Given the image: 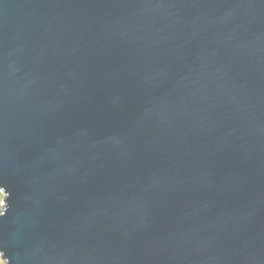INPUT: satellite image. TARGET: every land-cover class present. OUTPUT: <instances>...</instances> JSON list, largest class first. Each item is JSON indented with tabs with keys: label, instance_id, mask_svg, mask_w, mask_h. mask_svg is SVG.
Wrapping results in <instances>:
<instances>
[{
	"label": "water",
	"instance_id": "water-1",
	"mask_svg": "<svg viewBox=\"0 0 264 264\" xmlns=\"http://www.w3.org/2000/svg\"><path fill=\"white\" fill-rule=\"evenodd\" d=\"M3 264H264V0H0Z\"/></svg>",
	"mask_w": 264,
	"mask_h": 264
},
{
	"label": "rangeland",
	"instance_id": "rangeland-1",
	"mask_svg": "<svg viewBox=\"0 0 264 264\" xmlns=\"http://www.w3.org/2000/svg\"><path fill=\"white\" fill-rule=\"evenodd\" d=\"M3 195L0 193V204L2 203ZM0 264H3V261L0 257Z\"/></svg>",
	"mask_w": 264,
	"mask_h": 264
}]
</instances>
